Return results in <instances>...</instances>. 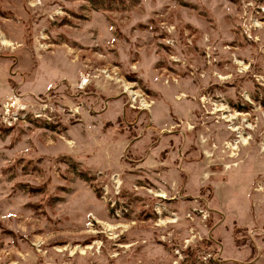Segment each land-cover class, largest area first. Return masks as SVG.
I'll list each match as a JSON object with an SVG mask.
<instances>
[{
	"label": "rangeland",
	"instance_id": "374dc122",
	"mask_svg": "<svg viewBox=\"0 0 264 264\" xmlns=\"http://www.w3.org/2000/svg\"><path fill=\"white\" fill-rule=\"evenodd\" d=\"M0 264H264V0H0Z\"/></svg>",
	"mask_w": 264,
	"mask_h": 264
},
{
	"label": "bare ground",
	"instance_id": "6f19581e",
	"mask_svg": "<svg viewBox=\"0 0 264 264\" xmlns=\"http://www.w3.org/2000/svg\"><path fill=\"white\" fill-rule=\"evenodd\" d=\"M2 44H8L9 45V42L8 41H6V40H2ZM142 102V105H143V101H141ZM143 106H147L146 104H144ZM237 128H234V130H236ZM242 140V142H244V139H241ZM162 197V196H161Z\"/></svg>",
	"mask_w": 264,
	"mask_h": 264
},
{
	"label": "crops",
	"instance_id": "0c3cea01",
	"mask_svg": "<svg viewBox=\"0 0 264 264\" xmlns=\"http://www.w3.org/2000/svg\"><path fill=\"white\" fill-rule=\"evenodd\" d=\"M145 163V162H144Z\"/></svg>",
	"mask_w": 264,
	"mask_h": 264
}]
</instances>
